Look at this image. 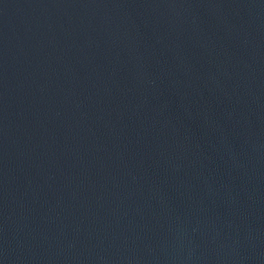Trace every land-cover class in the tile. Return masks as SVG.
Instances as JSON below:
<instances>
[{
    "label": "water",
    "instance_id": "water-1",
    "mask_svg": "<svg viewBox=\"0 0 264 264\" xmlns=\"http://www.w3.org/2000/svg\"><path fill=\"white\" fill-rule=\"evenodd\" d=\"M0 264H264V0H0Z\"/></svg>",
    "mask_w": 264,
    "mask_h": 264
}]
</instances>
